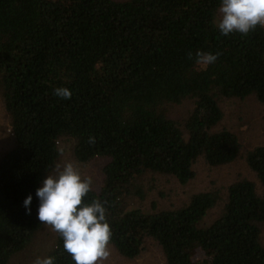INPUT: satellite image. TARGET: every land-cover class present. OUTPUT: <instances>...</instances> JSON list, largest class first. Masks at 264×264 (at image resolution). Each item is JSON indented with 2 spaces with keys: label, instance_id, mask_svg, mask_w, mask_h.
<instances>
[{
  "label": "trees",
  "instance_id": "obj_1",
  "mask_svg": "<svg viewBox=\"0 0 264 264\" xmlns=\"http://www.w3.org/2000/svg\"><path fill=\"white\" fill-rule=\"evenodd\" d=\"M219 3L0 0V130L7 124L12 140L0 153V264L37 237L52 241L44 257L74 264L59 234L36 219L35 191L62 153L99 164L102 181L86 199L104 204L122 257L134 260L155 242L166 264H264V146L244 154L259 183L242 178L164 211L143 189L148 174L184 186L198 160L233 163L242 139L222 126L221 103L253 97L264 105V27L221 35ZM198 51L217 60L201 65ZM58 87L71 97L56 96ZM186 102L183 126L171 113Z\"/></svg>",
  "mask_w": 264,
  "mask_h": 264
},
{
  "label": "clouds",
  "instance_id": "obj_2",
  "mask_svg": "<svg viewBox=\"0 0 264 264\" xmlns=\"http://www.w3.org/2000/svg\"><path fill=\"white\" fill-rule=\"evenodd\" d=\"M218 11L220 18L216 27L221 35L234 32L247 35L257 26L264 27V0H220ZM217 57L218 53L198 51L196 62L207 66ZM54 94L61 99L72 95L66 87L56 88ZM89 143H95V137H89ZM92 183L91 177H82L69 162L54 174H47L35 191L36 219L59 234L64 251L70 254L74 264H103L111 254L112 232L104 204L86 199ZM32 199V194H28L23 200L29 215ZM32 264H55V257L36 256Z\"/></svg>",
  "mask_w": 264,
  "mask_h": 264
},
{
  "label": "rangeland",
  "instance_id": "obj_3",
  "mask_svg": "<svg viewBox=\"0 0 264 264\" xmlns=\"http://www.w3.org/2000/svg\"><path fill=\"white\" fill-rule=\"evenodd\" d=\"M218 17L220 18V14H218ZM191 106V102L176 106L171 113L172 118L184 126ZM221 107L224 111L222 126L233 131V133H236L242 139V154L233 163L221 167H210L203 159L198 160L194 166L196 171L195 179L184 186L180 185L173 178L165 181L163 176L157 173L146 175L144 177L143 189L148 192L147 201L149 204L155 201L158 210H172V208H178L188 203L191 196L196 192L219 187L225 193L227 186L242 178L259 183L247 167L244 154L254 147L264 146V105L259 104L255 98L249 97L245 100H225L221 103ZM3 110L0 92V124L4 122L5 113ZM5 127L0 130V153L1 151H5L12 141L9 133L10 127L7 124ZM69 162L74 165L82 177H91L93 181L92 185L99 187L103 175L99 164L95 160L87 164H79L70 153H62L58 161L59 164H57L54 172ZM220 211L221 207L209 211L202 222V226L211 224ZM46 226L47 228L50 227L49 225ZM262 243L264 244V229L262 231ZM50 244H52V241L46 240L45 237L42 239L37 237L27 250L19 254L10 264H32L36 256H45ZM109 246L111 254L103 264H166L164 253L155 242L149 243L146 247L147 249L134 260L122 257L112 244Z\"/></svg>",
  "mask_w": 264,
  "mask_h": 264
}]
</instances>
